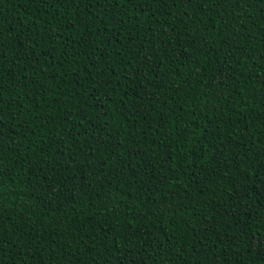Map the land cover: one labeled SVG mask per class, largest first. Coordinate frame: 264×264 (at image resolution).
<instances>
[{
  "label": "trees",
  "instance_id": "trees-1",
  "mask_svg": "<svg viewBox=\"0 0 264 264\" xmlns=\"http://www.w3.org/2000/svg\"><path fill=\"white\" fill-rule=\"evenodd\" d=\"M264 0H0V264H264Z\"/></svg>",
  "mask_w": 264,
  "mask_h": 264
},
{
  "label": "snow or ice",
  "instance_id": "snow-or-ice-1",
  "mask_svg": "<svg viewBox=\"0 0 264 264\" xmlns=\"http://www.w3.org/2000/svg\"><path fill=\"white\" fill-rule=\"evenodd\" d=\"M256 246L262 251L264 252V236L260 237L257 239L256 241Z\"/></svg>",
  "mask_w": 264,
  "mask_h": 264
}]
</instances>
